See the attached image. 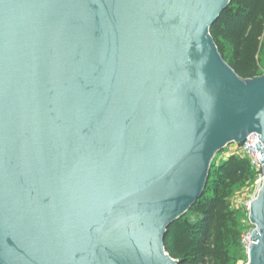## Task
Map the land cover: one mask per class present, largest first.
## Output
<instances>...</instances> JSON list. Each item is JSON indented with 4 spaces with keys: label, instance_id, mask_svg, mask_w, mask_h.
I'll use <instances>...</instances> for the list:
<instances>
[{
    "label": "water",
    "instance_id": "95a60500",
    "mask_svg": "<svg viewBox=\"0 0 264 264\" xmlns=\"http://www.w3.org/2000/svg\"><path fill=\"white\" fill-rule=\"evenodd\" d=\"M232 0H0V264H179L168 228L257 134L264 75L210 29ZM247 264H264V176Z\"/></svg>",
    "mask_w": 264,
    "mask_h": 264
},
{
    "label": "trees",
    "instance_id": "16d2710c",
    "mask_svg": "<svg viewBox=\"0 0 264 264\" xmlns=\"http://www.w3.org/2000/svg\"><path fill=\"white\" fill-rule=\"evenodd\" d=\"M225 62L243 79L264 75V0H232L210 29ZM256 179L250 162L237 155L216 167L190 211L168 228L165 251L179 264H233L246 231L229 206L233 191Z\"/></svg>",
    "mask_w": 264,
    "mask_h": 264
},
{
    "label": "rangeland",
    "instance_id": "374dc122",
    "mask_svg": "<svg viewBox=\"0 0 264 264\" xmlns=\"http://www.w3.org/2000/svg\"><path fill=\"white\" fill-rule=\"evenodd\" d=\"M261 68L264 71V42L261 53ZM233 153H236L237 156L242 158L241 154H239V148L237 145L231 144L216 156L214 160L215 166H220L222 163L228 160L230 155ZM254 181L236 188L229 199V206L231 210L234 211L242 227L245 229L248 228L249 219V210L247 209L246 205L256 196ZM231 254L234 260L233 264L248 263V256L244 255L240 249L232 250Z\"/></svg>",
    "mask_w": 264,
    "mask_h": 264
},
{
    "label": "built area",
    "instance_id": "2783aa9c",
    "mask_svg": "<svg viewBox=\"0 0 264 264\" xmlns=\"http://www.w3.org/2000/svg\"><path fill=\"white\" fill-rule=\"evenodd\" d=\"M256 143H260V139L257 134L250 135L246 141L237 147L239 148V154H241L243 159H247L250 162V165L254 172L256 173V179L254 181V188L256 190V196L253 198L255 199L257 197V194L259 190L262 187L263 184V164L261 163V159H263L262 154L260 152H257ZM236 155V153L231 154V156ZM252 199V200H253ZM252 200L246 205L247 209H250V205ZM255 230V227L250 223L248 219V228L243 233L241 237V246L243 248V251L248 256L252 241H251V235L253 231Z\"/></svg>",
    "mask_w": 264,
    "mask_h": 264
},
{
    "label": "crops",
    "instance_id": "0c3cea01",
    "mask_svg": "<svg viewBox=\"0 0 264 264\" xmlns=\"http://www.w3.org/2000/svg\"><path fill=\"white\" fill-rule=\"evenodd\" d=\"M231 156V155H230Z\"/></svg>",
    "mask_w": 264,
    "mask_h": 264
}]
</instances>
